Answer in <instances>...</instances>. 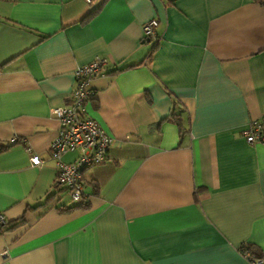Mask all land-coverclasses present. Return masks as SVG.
I'll use <instances>...</instances> for the list:
<instances>
[{
	"label": "crops",
	"instance_id": "1",
	"mask_svg": "<svg viewBox=\"0 0 264 264\" xmlns=\"http://www.w3.org/2000/svg\"><path fill=\"white\" fill-rule=\"evenodd\" d=\"M96 57L85 110L112 143L73 207L54 183L52 109ZM263 116L264 0H0V213L19 222L0 264H250L264 143L243 130Z\"/></svg>",
	"mask_w": 264,
	"mask_h": 264
},
{
	"label": "built area",
	"instance_id": "2",
	"mask_svg": "<svg viewBox=\"0 0 264 264\" xmlns=\"http://www.w3.org/2000/svg\"><path fill=\"white\" fill-rule=\"evenodd\" d=\"M87 3L91 0H85ZM157 21L152 19L142 26L143 37L155 39L154 28ZM105 65V59L96 57L90 62L78 66L75 70V83L69 100L65 105L52 109V114L59 122V130L52 140L49 151L56 160V176L54 183L63 187L72 202H81L84 196V182L82 172L85 168L102 163L112 143L111 136L93 118L86 114L85 104L94 96L89 87V81L98 75ZM248 143H264V116L249 122L243 130ZM11 138L10 142H14ZM77 152V156L70 162H64L61 156L65 152ZM30 162L37 166L41 163L38 154L30 155ZM7 223L0 213V226ZM241 254L250 264H264V256H255L246 248H241ZM1 264H9L4 260Z\"/></svg>",
	"mask_w": 264,
	"mask_h": 264
},
{
	"label": "trees",
	"instance_id": "3",
	"mask_svg": "<svg viewBox=\"0 0 264 264\" xmlns=\"http://www.w3.org/2000/svg\"><path fill=\"white\" fill-rule=\"evenodd\" d=\"M97 10V9H96ZM96 10H93L91 13H89L88 15H87V19L90 17V16H92L95 12H96ZM1 149H3V147L2 146H0V150ZM74 203V206L73 207H84V206H87L86 204H79L80 202H78V203H75V202H73ZM19 222L18 221H14V222H8L7 221V223L5 224V225H3V226H0V232H2V231H4V230H6V229H9V228H11V227H13L14 225H16V224H18ZM242 248H246L251 254H253V255H255V256H260V255H258L252 248H251V246H243Z\"/></svg>",
	"mask_w": 264,
	"mask_h": 264
}]
</instances>
